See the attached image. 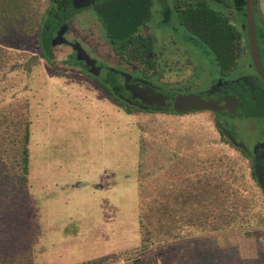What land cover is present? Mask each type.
Here are the masks:
<instances>
[{
    "label": "rangeland",
    "instance_id": "obj_1",
    "mask_svg": "<svg viewBox=\"0 0 264 264\" xmlns=\"http://www.w3.org/2000/svg\"><path fill=\"white\" fill-rule=\"evenodd\" d=\"M221 1L224 0H217ZM217 2L203 5L217 9ZM64 38L72 41L68 36ZM53 49L59 59L72 58L75 71L54 70L39 60L22 93H18L22 85L17 73L8 72L7 68L0 71V110L6 108L7 99L16 105L26 99L30 105V165L21 209L29 212L32 222L31 238L37 248L34 255L40 248L43 253L45 249L34 264H85L95 260L102 264L128 260L132 264L144 252L157 259V264H264V226L214 235L196 234L177 241L173 247L154 245L145 251L140 246L138 226L140 205L144 204H140V188L147 187L150 204L159 187L165 186L167 193L174 188L183 190L190 182L196 184L202 173L199 162L210 154L236 162L233 170L243 171L245 187L252 194V212L262 211L264 217V195L250 178L243 152L246 143L257 138L254 129L261 127L263 118L255 113L250 129L244 120L221 113L178 115L147 111L128 115L105 97L96 81L76 72L81 67L69 47L60 45ZM196 52V60L204 66L210 57ZM164 55L171 54L168 51ZM205 70L212 81L218 76L209 65ZM166 73L163 84L182 81L191 71L182 76ZM202 82L205 86L209 79L205 76ZM187 91L206 98L198 90ZM259 112L264 115V108ZM217 120L229 124L241 150L237 143L232 146L220 141L213 123ZM192 161L196 167L190 171ZM139 166L148 175L145 179L138 173ZM190 217L189 212L185 213L184 218ZM194 240L199 243L193 244Z\"/></svg>",
    "mask_w": 264,
    "mask_h": 264
},
{
    "label": "flooded vegetation",
    "instance_id": "obj_2",
    "mask_svg": "<svg viewBox=\"0 0 264 264\" xmlns=\"http://www.w3.org/2000/svg\"><path fill=\"white\" fill-rule=\"evenodd\" d=\"M74 1L55 0L53 3L56 29L52 38L63 29L64 37L68 36L72 40L68 43L80 45L94 61L95 72L90 73V68L84 62L77 61L82 68L78 70L79 74L89 80L99 81L103 94L106 90L104 87H107L121 101L138 107L141 105L140 100L132 99V95L134 90L140 89L165 95L168 98L166 103L170 105L175 96L188 94L215 102L221 107L226 106V100H232L229 110L203 112L215 115L221 113L244 120L246 127L250 129L253 128L250 121L254 120L255 113L264 121V115L259 112L264 108V81L251 61L248 38L246 41L234 35L236 28L241 34H247V29L246 22H241V15L235 10L233 0L219 3L217 0H208L217 2V9L203 5L208 1L85 0L82 4ZM63 16L65 18L61 22ZM220 27L223 28L222 34ZM116 30L130 32L125 39L122 34L117 36L120 41L135 47L130 55L122 57L114 50L118 45L111 41L109 32ZM82 31L84 35L80 33ZM223 32L226 33L227 48L224 47V41L219 40ZM177 35L180 36L176 37ZM256 38L260 66L264 71V38L257 35ZM65 46L73 51L74 58L77 59L76 52L69 45ZM187 47H192L195 51H190ZM168 51L171 55H164ZM196 51L210 57L207 62L204 61V66L209 65L217 71L218 76L214 81L209 78L206 67L196 60ZM225 55H228L227 59ZM167 57L169 60L165 61ZM188 71L191 74L184 77V80L163 84L162 79L168 76L166 72L182 76ZM205 76L209 79V84L204 86L202 79ZM189 89L198 90L206 98L188 92ZM166 110H171V106ZM213 123H218L221 132L236 146L229 124L224 120ZM254 130L257 138L246 143L243 152L248 161L249 174L264 195V123ZM237 147L241 150L238 143Z\"/></svg>",
    "mask_w": 264,
    "mask_h": 264
},
{
    "label": "trees",
    "instance_id": "obj_3",
    "mask_svg": "<svg viewBox=\"0 0 264 264\" xmlns=\"http://www.w3.org/2000/svg\"><path fill=\"white\" fill-rule=\"evenodd\" d=\"M41 1L0 0V71L7 68L8 72H16L20 76H17V79L20 80L22 88L18 93L27 90L31 73L39 60L45 61L54 70L75 71L76 68L70 57L59 59L55 56L51 46L56 29L52 8L55 0H45L43 5ZM233 1L235 10L241 15V22L245 24V0ZM63 10L64 8L62 13ZM64 18L65 16L61 22ZM222 30L220 27V34ZM225 32L224 36H219V40L224 41V47L227 48ZM109 33L111 41L118 45L114 50L120 56H128L133 52L135 47H130L129 43L124 41L123 43L117 37L122 34L125 39L127 35L129 37V31L116 30ZM234 35L247 41L246 32L241 34L236 28ZM256 35L264 38V27L256 25ZM227 58L228 55H225V59ZM77 61L76 59V63ZM76 72L79 73L78 70ZM1 80L0 78V82ZM96 82L100 85L99 81ZM104 88L105 97L128 115L147 111L173 113L171 110H160L157 107L140 109L121 101L111 94L107 87ZM5 106L8 107L7 110L6 108L0 110V264H34V259H41L45 249L43 253L41 252L43 248H40L36 256L34 255V249L37 248L36 242L31 238L32 222L29 212L21 209L28 188L30 165V105L26 99H22L18 105L7 99ZM216 126L221 136L220 141L233 146L232 141L221 132L220 125L216 123ZM199 163L201 166L198 169L202 173L201 176L200 174L196 176H200V181L196 184L188 183L183 190L169 189L167 193L165 186L159 187L154 197L156 202L153 200V203H147V199L150 198L148 189L145 186L140 188V199L142 197L140 204H144L140 205L138 226L143 251L154 245H160L162 248L173 247L177 241L196 234L214 235L264 226L262 211L252 212L254 208L252 194L245 187V174L241 170H233L236 166L235 161L210 154ZM194 167L196 162L192 161L190 171ZM138 173L144 179L148 176L140 166ZM250 178L254 180L251 174ZM167 187L170 188L169 185ZM165 193L168 196L164 195ZM157 200L160 203H157ZM187 212L191 215L189 219L184 218ZM61 235H63L61 239L66 237L64 233ZM52 239H55L54 236ZM192 243L197 245L199 241L194 240ZM148 254L149 252L140 253L132 264H157V259H151L154 257ZM85 264H102V261L95 260Z\"/></svg>",
    "mask_w": 264,
    "mask_h": 264
},
{
    "label": "water",
    "instance_id": "obj_4",
    "mask_svg": "<svg viewBox=\"0 0 264 264\" xmlns=\"http://www.w3.org/2000/svg\"><path fill=\"white\" fill-rule=\"evenodd\" d=\"M187 1H208V0H187ZM75 3H85V0H75ZM88 3H86L87 5ZM82 6H85L82 5ZM81 6V7H82ZM79 8V7H78ZM245 14H246V29H247V36L249 42V48L251 53V61L255 66V69L258 71V74L264 81V71L260 66V60L258 56V49H257V38H256V25H255V18H254V4L253 0H245ZM65 31L63 29L59 30L56 33V36L51 41V46H60V45H69L75 52L76 58L78 61L84 62L86 66L90 68V73H94V61H92L83 49L80 47L79 44H70L64 38ZM130 89L134 90L132 86H128ZM143 93V94H140ZM138 98L140 100V109H146L148 107H157V108H165L169 109L171 106V111L178 115H184L190 112H219L224 109L229 110V107L232 104V100L225 101V107L219 106L215 102H208L200 97L188 94V95H177L171 99L172 105L167 104L166 101L168 98L163 95L156 93L152 90L144 91L140 89L139 91L134 90V94L132 95V99Z\"/></svg>",
    "mask_w": 264,
    "mask_h": 264
},
{
    "label": "crops",
    "instance_id": "obj_5",
    "mask_svg": "<svg viewBox=\"0 0 264 264\" xmlns=\"http://www.w3.org/2000/svg\"><path fill=\"white\" fill-rule=\"evenodd\" d=\"M238 3V1H237ZM254 4V17L259 20V27H264V0H253Z\"/></svg>",
    "mask_w": 264,
    "mask_h": 264
},
{
    "label": "built area",
    "instance_id": "obj_6",
    "mask_svg": "<svg viewBox=\"0 0 264 264\" xmlns=\"http://www.w3.org/2000/svg\"><path fill=\"white\" fill-rule=\"evenodd\" d=\"M120 264H131V262H129L128 260H121Z\"/></svg>",
    "mask_w": 264,
    "mask_h": 264
}]
</instances>
